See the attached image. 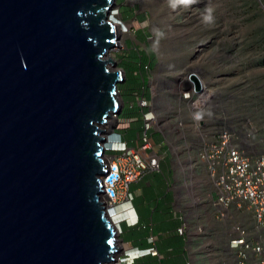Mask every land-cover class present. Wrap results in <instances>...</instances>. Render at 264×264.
Returning <instances> with one entry per match:
<instances>
[{
    "label": "water",
    "instance_id": "1",
    "mask_svg": "<svg viewBox=\"0 0 264 264\" xmlns=\"http://www.w3.org/2000/svg\"><path fill=\"white\" fill-rule=\"evenodd\" d=\"M117 5L0 0V264L121 255L104 201L108 129L127 82L111 55L121 43Z\"/></svg>",
    "mask_w": 264,
    "mask_h": 264
},
{
    "label": "rangeland",
    "instance_id": "2",
    "mask_svg": "<svg viewBox=\"0 0 264 264\" xmlns=\"http://www.w3.org/2000/svg\"><path fill=\"white\" fill-rule=\"evenodd\" d=\"M122 1L112 16L121 30L120 46L111 52L119 67L129 47L152 53L155 67L148 89L173 114L182 91L192 88L189 76L197 74L207 87L204 117L211 131L233 128L263 153L264 0ZM178 115L188 121L185 108ZM122 122L113 119L108 130L128 125ZM134 125L138 140L142 122ZM126 254L122 249L118 261L125 264Z\"/></svg>",
    "mask_w": 264,
    "mask_h": 264
},
{
    "label": "built area",
    "instance_id": "3",
    "mask_svg": "<svg viewBox=\"0 0 264 264\" xmlns=\"http://www.w3.org/2000/svg\"><path fill=\"white\" fill-rule=\"evenodd\" d=\"M152 72L149 70L146 79L147 92L143 90L136 99L135 105L140 109L142 119L138 140L134 138L129 142L123 139L122 132L128 128L125 125L115 130L106 145L109 171L104 178V201L120 234L123 223L131 226L139 223L132 204L134 195L131 185L141 181L149 172L161 171L165 155L161 154L160 148L167 143V139L164 144L156 145L153 136L156 132L169 134L183 142L188 141L187 136L193 132L201 136L202 147L198 157L206 163L217 189L216 206L221 219L227 218L233 205L240 209L246 207L258 231H264V152L256 153V146L251 140L233 128L225 126L216 128V132L211 131L204 117L207 87L204 91L200 81L201 91H198L191 78L192 74L189 76L192 88L182 91L181 105L175 114L165 104L157 103L155 90L148 89ZM184 108L189 114L188 121L178 115ZM236 232L240 237L233 240L231 246L238 251V264H250L251 261L264 264L263 246L251 241L247 229L237 227ZM150 242L153 243L154 239L151 238ZM142 253L159 256L155 248Z\"/></svg>",
    "mask_w": 264,
    "mask_h": 264
},
{
    "label": "crops",
    "instance_id": "4",
    "mask_svg": "<svg viewBox=\"0 0 264 264\" xmlns=\"http://www.w3.org/2000/svg\"><path fill=\"white\" fill-rule=\"evenodd\" d=\"M160 134H154L156 145L167 139L160 148L165 155L161 171L149 172L131 185L139 223L122 224L121 248L127 252L157 249L159 256L143 260L147 264H238V251L231 246L240 237L237 227L247 229L251 241L264 248V231H258L246 207L233 205L227 218L221 219L217 189L206 163L198 157L202 137L193 132L183 142Z\"/></svg>",
    "mask_w": 264,
    "mask_h": 264
},
{
    "label": "trees",
    "instance_id": "5",
    "mask_svg": "<svg viewBox=\"0 0 264 264\" xmlns=\"http://www.w3.org/2000/svg\"><path fill=\"white\" fill-rule=\"evenodd\" d=\"M122 3V0L118 1L119 5ZM124 55L125 56L121 59L120 67L126 72L127 82L120 85L119 90L125 104L123 112L124 114L126 113V115L124 117L122 114L119 120L120 122L125 121L124 123L128 124V128L122 132V135L123 139L130 142L131 139L134 138L133 134H136L134 124H138L139 126L140 122H142L140 109L135 105L137 102L136 99L139 94L141 95L143 90L147 92L146 79L149 70H153L155 67V58L148 50H139L138 48L131 49L130 47L128 52H125ZM128 97L130 99L129 102L127 100ZM130 97H132V99ZM145 258L146 257L136 261V264H147L143 262Z\"/></svg>",
    "mask_w": 264,
    "mask_h": 264
},
{
    "label": "clouds",
    "instance_id": "6",
    "mask_svg": "<svg viewBox=\"0 0 264 264\" xmlns=\"http://www.w3.org/2000/svg\"><path fill=\"white\" fill-rule=\"evenodd\" d=\"M206 19H210V17H206ZM142 251H145V250L136 249V250H133V251L128 252L129 255L126 254L127 260H126L125 264H136V261H138V260L146 257L147 255H145L144 253H142ZM132 257H134V260L133 261H131Z\"/></svg>",
    "mask_w": 264,
    "mask_h": 264
},
{
    "label": "bare ground",
    "instance_id": "7",
    "mask_svg": "<svg viewBox=\"0 0 264 264\" xmlns=\"http://www.w3.org/2000/svg\"><path fill=\"white\" fill-rule=\"evenodd\" d=\"M116 25H117V24H116ZM117 27L119 28V25H117ZM119 30H120V29H119ZM120 32H121V30H120ZM117 48H119V47H117ZM117 48H116V49H117ZM116 49H115V50H116ZM115 50H114V51H115ZM112 52H113V51H112ZM112 58H113V57H112ZM113 59H114V58H113ZM114 60H115V59H114ZM115 62H117V61L115 60ZM198 77H199L200 81H202V83H203V89H204V91H205V90H206L205 83L203 82V80H202V78H201L200 76H198ZM113 119H115V116L113 117ZM104 200H105V199H104ZM115 223H116V222H115ZM115 223H114V224H115ZM116 224H117V223H116ZM116 224H115V225H116ZM116 226H117V225H116ZM119 234H120V232H119ZM120 247H121V246H120ZM120 252H121V249H120ZM118 260H119V259H118ZM118 260H117L116 263H112V264H117V263L119 262ZM119 264H123V263L120 261Z\"/></svg>",
    "mask_w": 264,
    "mask_h": 264
}]
</instances>
